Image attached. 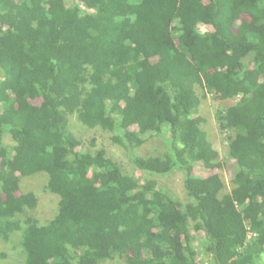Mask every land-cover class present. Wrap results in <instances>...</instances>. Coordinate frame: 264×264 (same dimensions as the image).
<instances>
[{
    "label": "trees",
    "instance_id": "1",
    "mask_svg": "<svg viewBox=\"0 0 264 264\" xmlns=\"http://www.w3.org/2000/svg\"><path fill=\"white\" fill-rule=\"evenodd\" d=\"M207 94L234 101L215 112L228 162ZM72 116L135 170L181 171L188 200L87 149ZM197 164L232 166L231 188ZM36 174L58 196L44 223L20 188ZM15 234L20 264H264V0H0V241Z\"/></svg>",
    "mask_w": 264,
    "mask_h": 264
},
{
    "label": "rangeland",
    "instance_id": "2",
    "mask_svg": "<svg viewBox=\"0 0 264 264\" xmlns=\"http://www.w3.org/2000/svg\"><path fill=\"white\" fill-rule=\"evenodd\" d=\"M209 27L206 24H200L199 30L205 31L208 30ZM35 104L39 103L38 100L33 101ZM234 102L231 101H218L212 97L211 94L205 95V98L202 100L198 113L202 115L206 119V124H204V128L208 131L210 137L212 138L213 144L218 150L219 160L221 162H228V153H227V136L228 133L220 132L218 123L215 120V112L218 108L228 105L229 103ZM70 128L72 132L82 141L83 146L87 149H97L104 148L108 155L118 160L121 164L123 170L129 173H133L135 177L140 179L143 178H153L158 183L160 188H166L172 191L173 194L177 196V198L186 202L188 200V196L186 195L184 186H183V178L184 175L179 172L175 173H167L163 175H149L147 173H141L138 170L133 168V165L130 163L129 159L125 155L123 148L114 144L112 142V135L114 134L111 131L104 130L102 128H90L82 125L76 118V116H72L70 118ZM9 139H5V142H8ZM151 143V142H150ZM145 143L141 146V150L143 152H149L152 150L154 144ZM194 173L200 177H207L214 173H218L225 182V189L229 190L232 186V176L234 173V168L232 166H223L219 169H207L197 164L194 169ZM46 178L40 174H36L31 178H25L21 180L20 188L22 190H35L38 195V203L37 207L33 211L36 217H38L40 223H44L47 220L51 219L54 214L57 212V203L58 196L44 189V183ZM192 232V231H191ZM18 236L12 237V239L8 243H4L0 241V253H6L5 256H0V264H20L22 261V254L18 248ZM13 245L15 250L10 246ZM204 251H200L199 260L202 258L203 263H208L204 258ZM103 264H124L122 261H108Z\"/></svg>",
    "mask_w": 264,
    "mask_h": 264
},
{
    "label": "bare ground",
    "instance_id": "3",
    "mask_svg": "<svg viewBox=\"0 0 264 264\" xmlns=\"http://www.w3.org/2000/svg\"><path fill=\"white\" fill-rule=\"evenodd\" d=\"M12 165V164H11ZM38 218V217H37Z\"/></svg>",
    "mask_w": 264,
    "mask_h": 264
}]
</instances>
